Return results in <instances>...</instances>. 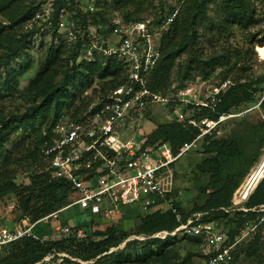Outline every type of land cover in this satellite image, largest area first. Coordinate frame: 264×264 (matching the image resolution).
I'll return each mask as SVG.
<instances>
[{"label":"trees","instance_id":"trees-1","mask_svg":"<svg viewBox=\"0 0 264 264\" xmlns=\"http://www.w3.org/2000/svg\"><path fill=\"white\" fill-rule=\"evenodd\" d=\"M213 1L215 0L183 1L169 29L163 35L161 59L148 77L149 88L167 90L172 84L175 71L181 82L192 80L196 76L207 80L218 69L227 67L232 57L243 54L242 50H226L225 47L210 54L201 51L202 32L214 37L231 38L236 28L249 30L259 23L252 0H217L219 5L217 19H213L207 10L209 3ZM117 2L125 7L130 5L141 7L144 3L147 4V0ZM44 3L45 0H0V15L7 22L5 24L0 22V89L14 93L20 91L21 77L27 72L28 66L13 70L9 69L10 63L25 53L36 39L41 38L42 32L51 31L53 41L56 40L59 13L62 8L70 12L75 11V17L80 23L96 26L101 33L106 32L105 25L110 24L103 15L99 17L90 11L80 12L73 0H53L55 7L53 28H47L44 23L38 29H27L18 36H15L12 30H6L8 27L14 30L21 24L36 22ZM98 7H101L100 2H97ZM174 10L171 8L168 16ZM141 13L140 9L135 17L128 13L124 20H143ZM168 16L154 24L160 26ZM58 42L60 43L52 42L47 59L25 89L33 99V105L23 114L0 124V202L13 197L18 198L19 208L12 213V223L24 217L33 222L41 220L34 230L38 240L27 238L4 246L0 250V264H195L194 259L200 254L188 251L182 256L177 243L179 238H187V241L195 244L199 242L200 237L178 235L166 238L152 237L161 231L172 232L180 225L172 211H156L142 215L134 206L124 207L120 218L130 216L139 218L140 232L146 236L143 240H129L122 248L118 247L128 240L130 235L117 232L118 222L104 231L92 233L91 228L95 222L91 219L85 222L86 231L84 230L81 237L73 234L67 237L58 236L55 232L57 225H69L75 230L72 217L87 216L78 207L67 209L70 212L69 218L65 216L67 213L62 212L58 218L44 219L70 203V184L54 177L43 154V148L53 137V126L57 117L62 112H69L77 118L78 115L86 113L91 106H99L112 90L124 84L126 80L125 64L122 60L104 57L92 62L77 63L78 43L68 46L61 39ZM183 56L186 60L180 61ZM240 70L238 76H233L236 84L230 87L215 108L189 105L197 109L194 117L198 121L205 117L215 120L221 114L237 111L242 105L255 102L256 93L261 91L260 87L264 85V76L258 79L245 77L244 73L247 70L244 67H240ZM229 77L230 75L226 74L222 80ZM242 78L247 79V83L241 84L239 80ZM89 90H92L93 94L100 90L102 95L95 101L90 100V96L85 95ZM259 109L264 117V99ZM252 111L254 109L239 117L240 121L227 138H217L216 133L204 138V151L212 156L202 163L201 170L210 176L209 185L213 189L204 206L187 213L173 200L183 215V221L194 214L202 213L201 222H212L225 228L224 219L233 213L232 220L229 221L233 222L234 228L228 229L230 243H236L240 229L245 227L247 221L264 215L257 210L226 211L232 206L234 192L258 162L264 148V119H256L255 115L249 114ZM199 133L197 127L178 121L159 126L152 134L145 136V144L165 143L177 153L185 143L193 141ZM13 134L16 136L10 142ZM16 168L27 173L28 183L17 182ZM167 198L173 199L170 193ZM262 204L264 178L244 206L254 208ZM263 227L264 220L248 238L252 242L245 249L257 251ZM243 242L245 240L234 247L236 261L237 248L242 246ZM47 257L50 259L47 260ZM259 264H264V261Z\"/></svg>","mask_w":264,"mask_h":264},{"label":"built area","instance_id":"built-area-1","mask_svg":"<svg viewBox=\"0 0 264 264\" xmlns=\"http://www.w3.org/2000/svg\"><path fill=\"white\" fill-rule=\"evenodd\" d=\"M178 10L179 8L175 9L160 26L149 20L110 21L104 33L96 26L80 23L75 17V11L70 12L66 8L60 10L56 41L61 39L68 44L78 43L77 63L92 62L104 57L122 60L126 80L112 90L99 106H91L77 118L69 112H62L57 117L53 137L43 148V154L54 177L70 184V203L44 219L58 218L60 213L74 207H78L89 217L104 216L113 219L120 217L126 206L136 207L142 215L172 211L180 225L172 232L161 231L152 237H206L211 242V250L207 253L208 258L204 264H236L234 247L256 230L263 222L264 215L247 221L245 227L240 229L236 243H230L228 230L212 222H201L202 213L183 221V215L174 205L173 199L167 198L170 183L167 184L165 178H172V165L197 143L206 136L218 134L223 123L259 108L264 96L245 110L224 113L215 120L206 117L200 121L186 118L184 112L179 110L176 116L178 121L197 127L200 133L193 141L185 143L177 153L165 143L146 145L145 137L126 142L121 140L128 120L142 119L150 105L170 101L166 90H152L148 87V77L161 59L163 35ZM54 11L53 0H45L37 19L42 18L47 28L51 29L54 27ZM247 81L245 78L239 80L241 84ZM236 82L232 77L226 78L209 85L202 99L184 101L187 104L215 108ZM187 93L180 91V95ZM252 174L253 171L234 192L232 206L227 212L257 210L264 213V204L254 208L244 206L264 178L263 174L256 183V178L249 183ZM5 204V208L0 210V250L23 239L38 240L34 230L41 220L33 222L24 217L12 223V213L19 208L18 198L8 199ZM74 226L75 230L69 225H57L55 232L58 236L73 234L81 237L83 229L77 223Z\"/></svg>","mask_w":264,"mask_h":264},{"label":"rangeland","instance_id":"rangeland-1","mask_svg":"<svg viewBox=\"0 0 264 264\" xmlns=\"http://www.w3.org/2000/svg\"><path fill=\"white\" fill-rule=\"evenodd\" d=\"M183 1L184 0H147V4L144 3L141 7L136 5L125 7L124 5L117 4V0H73L74 5L78 10H80V12L87 13L90 11L94 14H98L99 17L100 15H103L109 22L123 21L124 17L128 13L135 17L138 9H140L142 12L141 18L143 20H149L152 23L160 20L164 16H168L169 10L171 8H181ZM252 1L254 3V7L256 8V18L259 20V23L254 27L250 28L249 30H240L239 28H236L231 38H220L218 36H211L205 32L201 33V51L204 52V54L220 51V49L222 50V47H225L226 50H242L243 54L241 56L232 57L229 60V65L227 67L218 69L207 80L196 76L192 80H185L181 82L175 71L172 78V84L166 90L168 95L167 97L170 98V101L164 104L150 105L145 112V117L142 119L128 120L125 123L124 131L122 132V142L136 138L142 139L148 134H152L161 125L178 122V117H176V114L179 112V110L186 111V113H184L186 118L196 119L194 116L196 115L197 109L193 106L191 108L189 106L190 104H187L184 99H188L193 102L194 100H200V98L202 99L204 97L205 90L209 85L221 81L226 74L230 75L232 78H234L233 76H238L239 73H241L240 67H244L247 70L244 73L245 77H254L258 79L264 76V55L258 51V48L264 47V0ZM97 2H100V8H97ZM218 6L217 0L209 3L208 5V13L213 19L219 18ZM0 22L3 24L7 23L1 15ZM43 23L44 20L41 18L36 22L33 21L32 23L16 26L14 30L11 27H8L6 30H12L11 32L14 33L15 36H18L22 35V33L27 29H38ZM108 26V24L105 25V28ZM42 33L43 34L41 38L39 37L36 39L28 48V50L25 51V53L21 54L18 59L9 65V69L13 70H19L22 66H28V69L25 75L21 77L19 92L14 93L0 89V124L3 121L13 119L14 116L23 114L33 105V99L26 93L25 89L28 86L30 80L36 76L39 69L41 68V65L47 59L48 50L52 45V42H54V44L60 43L56 40L53 41L51 31H44ZM185 60V56L181 57L180 59V61ZM260 88L262 90L256 93L255 102L249 105H242V107L236 112L245 110L258 103L264 96V85H262ZM180 91L188 93L185 95H180ZM85 95L90 96V100L93 99L95 101L102 94L100 90L96 94H93L92 90H89L85 93ZM249 114H252V116L255 115L256 119H264L259 108H255L254 111ZM239 121V118H234L227 121L226 123H223L220 126L219 133L216 134V137L221 139L230 136ZM15 134L18 135L19 133ZM15 134L12 135L13 137L10 139V142H12L13 138H15ZM204 144L205 143L203 139L190 151L184 154L176 163L172 165V178H165V182L167 184L170 183L168 188L171 197L175 202H178L183 210L187 213L192 212L196 208L203 207L209 198V194L213 191L209 185L210 176L201 170L202 163L212 156L205 153ZM263 159L264 148L262 149V153L258 162L250 169L249 173L242 180L241 184L252 171H256ZM16 169L18 172L17 182L25 181L28 183V176L24 175V170L20 168ZM5 202L7 201L5 200ZM5 202H0V210L5 208ZM65 213L68 214L65 216H68L69 218V210L63 212V214ZM232 216L233 213L223 221L226 230H232L234 228L233 222L229 221L232 220ZM91 219H93L95 222V225L91 228V230H93L92 233L95 231H104L107 227H110V225H114L116 222H118V225L116 226L117 232L119 234L125 232L130 235L129 239L125 242L132 239H145L146 235L140 232L141 221L137 217L130 216L129 218H120L117 216L114 219L104 216H94L91 218L86 215H79L76 218L75 216L72 217L73 222L83 225L81 227L83 228V231H86V228L84 227L85 222ZM249 237L250 236L244 238V244L237 248L236 253L238 259L236 264H259L260 262L264 261V227L261 231V239L258 244L257 251L253 249H245V247L250 244V242H252L250 239L248 240ZM187 240V238H179L177 246L181 248V255L184 256L188 251L198 252L200 256L195 258L194 262L195 264H201V259L208 257L207 253L211 250L210 240H208L206 237H200L198 238L199 242L195 244H192ZM125 242L118 248L124 247ZM48 258L49 257L46 259L48 260Z\"/></svg>","mask_w":264,"mask_h":264},{"label":"bare ground","instance_id":"bare-ground-1","mask_svg":"<svg viewBox=\"0 0 264 264\" xmlns=\"http://www.w3.org/2000/svg\"><path fill=\"white\" fill-rule=\"evenodd\" d=\"M258 51H259L262 55H264V47L258 48ZM263 174H264V159H263L262 162L259 164V166H258V168L256 169V171L253 172V174H252V178H251V180H250L249 183H251V181H252L253 178H256V179H255V183H256L257 180H258L261 176H263ZM255 183H254V184H255ZM248 186H249V184L246 186V189H248ZM252 187H253V186H252ZM252 187H251V188H252ZM250 190H251V189H250Z\"/></svg>","mask_w":264,"mask_h":264},{"label":"crops","instance_id":"crops-1","mask_svg":"<svg viewBox=\"0 0 264 264\" xmlns=\"http://www.w3.org/2000/svg\"><path fill=\"white\" fill-rule=\"evenodd\" d=\"M75 220H76V219H75ZM74 223H76V222H74ZM207 258H208V257L201 259V261H202L201 264H204V261H206Z\"/></svg>","mask_w":264,"mask_h":264},{"label":"water","instance_id":"water-1","mask_svg":"<svg viewBox=\"0 0 264 264\" xmlns=\"http://www.w3.org/2000/svg\"><path fill=\"white\" fill-rule=\"evenodd\" d=\"M125 244H126V242H125ZM125 246V245H124Z\"/></svg>","mask_w":264,"mask_h":264}]
</instances>
